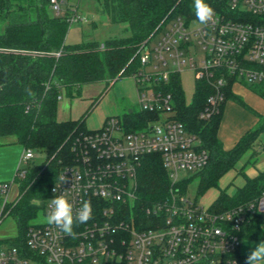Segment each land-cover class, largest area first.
Segmentation results:
<instances>
[{
	"label": "built area",
	"instance_id": "built-area-1",
	"mask_svg": "<svg viewBox=\"0 0 264 264\" xmlns=\"http://www.w3.org/2000/svg\"><path fill=\"white\" fill-rule=\"evenodd\" d=\"M214 21L167 16L140 48L136 80L142 113L151 118L140 126L123 117H107L100 129L82 132L75 154L61 167L41 211L61 194L72 203L74 216L91 202V219L74 223L75 237L46 220L33 222L26 246L0 247V264H243L244 233L259 217L264 230V189L256 197L221 210L189 197L181 182L205 168L210 159L199 136L176 117L172 74L194 72L211 92L199 112L209 119L220 113L227 90L239 84H264V0H217ZM64 0H50L60 15ZM68 22L85 19L70 9ZM59 55L60 52H55ZM201 55V57H198ZM59 99L62 95L58 96ZM158 154L167 171L164 196L145 202L139 195L138 169L145 156ZM34 156L25 149L17 175ZM18 183L0 181V222Z\"/></svg>",
	"mask_w": 264,
	"mask_h": 264
},
{
	"label": "trees",
	"instance_id": "trees-1",
	"mask_svg": "<svg viewBox=\"0 0 264 264\" xmlns=\"http://www.w3.org/2000/svg\"><path fill=\"white\" fill-rule=\"evenodd\" d=\"M112 23L127 22L130 35L67 43L68 14L51 12L50 0H0V145L4 136H14L25 149L43 150L45 160L29 162L24 176L16 175L19 197L11 211L18 224V235L8 244L26 246V232L41 213L50 188L63 164L72 160L76 138L85 131L87 116L58 120L59 98L63 90L73 95L83 84L106 80L115 82L140 69V48L165 17L181 15L195 19L193 0H97ZM214 10L217 0H206ZM70 10V9H67ZM55 52H60L56 55ZM264 96L263 83L247 84ZM175 95L176 117L187 130L200 137L208 150V165L196 173L200 192L218 186L220 178L255 144L264 130V118L245 133L231 149H225L218 137L220 113L209 119L199 117L206 103L210 86L197 81L194 99L187 102L180 74H172L167 85ZM227 99L252 110L243 98L230 89ZM94 101L90 108L95 103ZM151 118L148 113H126L125 119L140 126ZM245 174V173H244ZM191 178L180 187L187 188ZM139 195L145 202L164 196L169 186L167 171L160 155L145 156L138 169ZM264 189V170L255 176L245 174V183L234 194L222 191L212 206L221 210L256 197ZM262 217L246 230L247 239L264 237Z\"/></svg>",
	"mask_w": 264,
	"mask_h": 264
},
{
	"label": "rangeland",
	"instance_id": "rangeland-1",
	"mask_svg": "<svg viewBox=\"0 0 264 264\" xmlns=\"http://www.w3.org/2000/svg\"><path fill=\"white\" fill-rule=\"evenodd\" d=\"M67 9H74L80 17L85 18L69 23L65 37L67 43L89 40L103 42L109 37H123L131 33L127 22L112 23L97 0H64L61 14L71 15V10ZM51 12L55 14L52 9ZM198 57H201V55H198ZM180 76L185 99L187 102H191L194 99L196 86L194 72L184 69L181 71ZM61 95L57 119H79L90 110L85 120V125L90 130L100 129L109 116L119 115L123 117L129 108H133L134 112H140L141 110L138 104V86L133 76H124L115 82L110 81L109 84L106 80L86 83L81 86L80 92L74 91L73 95H69L66 90H63ZM96 100L95 105L90 108ZM260 118H264V116L261 115ZM8 137L12 138L13 136H4L2 139L6 140ZM33 151L34 156L30 161L37 164L42 163L46 158V152L43 150ZM262 170H264V130L259 133L253 147L238 161L235 168L230 169L220 178L218 186L200 192L199 179L197 176L192 175L185 191L189 197L195 199L201 205L210 207L222 191L234 194L238 187L243 186L245 174L255 176ZM2 205L3 198H0V211ZM13 205V203L6 205L4 216L0 222V247L5 244L7 239L18 235L17 220L15 214L11 211ZM43 221H45V215L42 213L33 220V222ZM262 239L264 237L245 239L241 248L242 254L247 256L251 247L254 246V242L258 243Z\"/></svg>",
	"mask_w": 264,
	"mask_h": 264
},
{
	"label": "crops",
	"instance_id": "crops-1",
	"mask_svg": "<svg viewBox=\"0 0 264 264\" xmlns=\"http://www.w3.org/2000/svg\"><path fill=\"white\" fill-rule=\"evenodd\" d=\"M234 89V93L241 96L252 110L240 105L233 99L226 100L218 129V137L225 149L233 148L245 133L257 125L260 116H264V96L253 91L247 84L236 85ZM24 151V146L15 142L14 136L8 137L6 140L2 139L0 145V181L15 180ZM14 187V190L11 191V198H15L14 196L19 192L18 184ZM246 257L243 255V264H245Z\"/></svg>",
	"mask_w": 264,
	"mask_h": 264
},
{
	"label": "clouds",
	"instance_id": "clouds-1",
	"mask_svg": "<svg viewBox=\"0 0 264 264\" xmlns=\"http://www.w3.org/2000/svg\"><path fill=\"white\" fill-rule=\"evenodd\" d=\"M194 14L197 21L201 25H208L214 21L215 10L206 3V0H193ZM92 208L90 201H84L82 207L74 216L73 205L61 194L50 199L48 211L45 220L49 225H54L66 235L75 237L74 223H86L91 219ZM245 264H264V239L258 243L254 242V246L249 251Z\"/></svg>",
	"mask_w": 264,
	"mask_h": 264
}]
</instances>
